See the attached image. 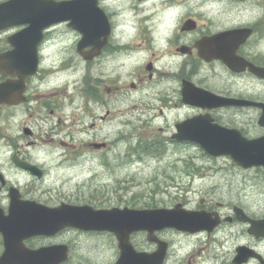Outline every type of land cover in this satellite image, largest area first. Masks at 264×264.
Returning a JSON list of instances; mask_svg holds the SVG:
<instances>
[{
  "label": "flooded vegetation",
  "instance_id": "af4514ba",
  "mask_svg": "<svg viewBox=\"0 0 264 264\" xmlns=\"http://www.w3.org/2000/svg\"><path fill=\"white\" fill-rule=\"evenodd\" d=\"M138 1L157 6L144 21L148 24L132 26L128 41H121L118 26L106 13L110 31L91 58V46L84 47L85 55L77 52L81 36L67 21L44 29L36 53L20 54L17 60L3 54L11 49L8 37L24 25L0 29V84L9 88L8 97L14 99L0 103V219L10 209L35 216L43 208H80L89 214L112 208L170 209L179 204L202 212L213 221L211 228H153L150 222L143 228L116 230L66 225L51 233L28 234L18 243L16 239L10 249L0 233L4 264H264V250L244 242L228 251L223 261L226 254L218 248L216 235L227 229L231 236L246 233L264 243V234L249 233L248 220H264V213L245 211L239 204L228 208L207 197L192 207L185 196L120 195L117 174L111 183L114 192L98 191L107 186L100 172H117L122 163L133 165L136 153L163 144L160 140L167 145L190 143L175 137L176 124L190 117L235 129L248 139L264 135V125L259 123L264 116V77L251 70L255 66L264 72V0ZM248 2L262 11L251 20L241 12ZM73 32L74 54L61 41ZM50 40L58 52L46 51ZM229 59L234 60L233 68ZM125 63L130 66V80L121 86L114 73ZM244 80L249 84L243 87ZM236 82L241 86H234ZM139 92H144V98L136 96ZM126 93L132 94L131 99H126ZM182 109L191 113L180 119ZM248 110L255 113L254 120H237ZM171 112L177 114L171 127L152 126L153 120L167 118ZM140 132L160 140L144 143ZM200 151L211 156L201 146ZM260 229L264 231V226ZM200 232L215 242L206 251L191 243L194 236L201 238ZM242 246L254 250L250 258L237 257Z\"/></svg>",
  "mask_w": 264,
  "mask_h": 264
},
{
  "label": "water",
  "instance_id": "95a60500",
  "mask_svg": "<svg viewBox=\"0 0 264 264\" xmlns=\"http://www.w3.org/2000/svg\"><path fill=\"white\" fill-rule=\"evenodd\" d=\"M68 21V25L81 34L77 43V52L87 54L84 47L91 46L88 57L97 54L105 43L110 31V23L104 10L98 6V0H6L0 2V29L13 25L25 24L20 31L10 35L8 42L11 49L3 56L10 60L23 53L35 54L37 46L43 38V30L55 22ZM245 30L243 29L242 32ZM233 34L235 32H232ZM237 34L241 30L236 31ZM246 35L248 34L245 33ZM233 68V59L226 60ZM251 70L260 77H264L262 68L252 66ZM9 88L0 84V103L12 102L8 97ZM185 100H189L186 99ZM243 102L242 100H233ZM202 117H194L177 123L175 137L179 140H191L199 143L213 156L226 155L232 161L243 168L251 166L264 167V135L259 138L247 139L237 130L229 129ZM264 125V116L259 120ZM180 205L173 209H122L95 210L85 214L80 208L37 210V215H24L13 209L4 219H0V233L4 244L8 249L28 234L51 233L65 225H76L83 228H108L121 229L127 226L129 229L147 227L146 223H152L153 228L174 226L178 229L196 230L205 227V222L212 225V220L206 215L182 210ZM249 232L255 236L264 234L260 228L264 226V220H252ZM249 251V252H248ZM42 254V253H40ZM253 251L248 247H240L238 256H244L242 260L251 256ZM49 260V259H48ZM52 261V258L49 260ZM241 259L236 258L240 263ZM0 264H4V257L0 258Z\"/></svg>",
  "mask_w": 264,
  "mask_h": 264
},
{
  "label": "rangeland",
  "instance_id": "374dc122",
  "mask_svg": "<svg viewBox=\"0 0 264 264\" xmlns=\"http://www.w3.org/2000/svg\"><path fill=\"white\" fill-rule=\"evenodd\" d=\"M183 4L186 5V2ZM99 5L105 9L106 13L111 15L110 20L112 24L118 26L116 33L120 35L121 41H128V36L132 32V26L148 24L144 21L151 18V15L157 9L156 4L152 7L148 1L139 2L138 0H99ZM242 6L246 7V10H242L241 12H245L243 15L247 20H251L257 14L259 16L262 13L252 2L242 4ZM228 13L234 19L236 18L234 11L230 10ZM165 18L169 19L168 16ZM223 18H225V15H223ZM75 37L76 33L73 32L67 34L68 39L61 40L64 45H67V52L72 54L76 52L73 47ZM56 41H59V39L57 38ZM50 42L51 40L48 42V47L50 46ZM130 44L133 45V43ZM46 51L51 53L58 52L59 50L50 46V49ZM71 56L75 57L74 55ZM129 69L130 66L125 63L114 73L120 77L119 84L121 86L128 84L130 80ZM243 83V87L249 84L247 80H244ZM234 86L240 87L241 85L236 82ZM124 89L127 90L125 87ZM126 95V99H131L132 94L126 93ZM144 95V92H139L136 96L144 98ZM189 113H191L190 110L182 109L179 111L178 118L181 119ZM254 117L255 113L252 110H248L245 115H240L237 120H254ZM176 118L177 114L171 112L167 118L159 117L153 120L152 126L155 128L161 127L162 129L164 127L169 128L177 120ZM162 133L163 130L159 132V134ZM140 134L144 143L147 141L146 139L154 143L160 140L158 138L143 137V132H140ZM136 140L138 141L137 138L133 139V142L136 143ZM160 141L163 144L148 147L146 152H140L142 155L136 153L137 160L133 165L126 166L122 163L117 172H100L104 176L107 186L100 187L98 191L104 194L114 192L116 190L114 188L115 185L112 186L111 183L117 174L120 180L117 182V190H119L120 195H134L136 197L185 196L188 198V205L192 207L198 204L200 198L207 197L212 202L224 203L228 208L232 204H239L245 211L254 212L258 215L264 213V169L244 170L237 167L227 156L212 157L203 154L200 151V146L196 143L190 142L174 145L168 143L167 145L163 140ZM124 145L122 143V146ZM38 146L49 147L48 145L40 144ZM109 177L111 179L110 182L107 181ZM159 202H163V204L168 203L167 199H159ZM223 210L226 211L227 209L224 208ZM200 233L201 238L200 234H198V238L195 237L196 240H191L193 245H200L203 251H206V246L210 249L211 246L215 245L212 239L207 241L205 234ZM216 235L219 236L217 242L218 248L223 249L226 254L222 259L223 261L227 260V252L240 242L254 247H261L264 250V243L253 240L246 233L238 235L234 232L231 236L230 231L223 229L221 233L218 232ZM223 237L224 239H222ZM223 240L225 242L221 245L220 242L222 243Z\"/></svg>",
  "mask_w": 264,
  "mask_h": 264
},
{
  "label": "bare ground",
  "instance_id": "6f19581e",
  "mask_svg": "<svg viewBox=\"0 0 264 264\" xmlns=\"http://www.w3.org/2000/svg\"><path fill=\"white\" fill-rule=\"evenodd\" d=\"M194 237H197L198 238V235L197 236H194Z\"/></svg>",
  "mask_w": 264,
  "mask_h": 264
}]
</instances>
